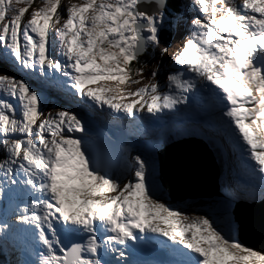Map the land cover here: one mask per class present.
<instances>
[{
    "label": "snow or ice",
    "instance_id": "6c2138e0",
    "mask_svg": "<svg viewBox=\"0 0 264 264\" xmlns=\"http://www.w3.org/2000/svg\"><path fill=\"white\" fill-rule=\"evenodd\" d=\"M8 64L38 84L0 74V242L19 264H264L233 207L264 198V0H0ZM44 89L83 108L46 111ZM193 105L247 177L226 175L208 208L173 201L154 158L178 133L151 125ZM89 112L146 139H93Z\"/></svg>",
    "mask_w": 264,
    "mask_h": 264
},
{
    "label": "water",
    "instance_id": "95a60500",
    "mask_svg": "<svg viewBox=\"0 0 264 264\" xmlns=\"http://www.w3.org/2000/svg\"><path fill=\"white\" fill-rule=\"evenodd\" d=\"M160 177L167 195L175 200L217 201L216 171L211 157L204 151L159 152ZM186 202V201H185ZM188 206L189 202L186 203ZM241 224V241L255 249L264 250V206H241L235 212ZM246 233L251 236L245 239Z\"/></svg>",
    "mask_w": 264,
    "mask_h": 264
},
{
    "label": "rangeland",
    "instance_id": "374dc122",
    "mask_svg": "<svg viewBox=\"0 0 264 264\" xmlns=\"http://www.w3.org/2000/svg\"><path fill=\"white\" fill-rule=\"evenodd\" d=\"M181 33H182V30H178V29L173 28L171 37L169 39V43H172L173 44L172 53H175V51H178L177 48L180 49L182 47L183 37H182V34ZM170 59H171V56L167 57L166 58V61L167 60H170ZM153 63H155V62H153ZM4 71H8L10 74H14L17 77L23 76L28 81L29 84H31L34 87H37L38 86L36 76H28L23 71H20L18 69L13 68L10 64H8V65H0V74H2ZM144 81L145 82H148L146 74H145ZM43 94L46 96V108H45L46 111L55 112V111L60 110V109H63V108H66L68 110H76V111H81V109H82L80 107L81 104H79L77 102V100L72 96V94H71V98L73 100H75L78 104L76 105V102H74V101H72V99H70L69 91H67V90H64L62 92V95L69 101V104H67L66 100L60 95V91L50 90V89H44ZM67 105H69V106H67ZM86 118L89 119V122L91 124V127L94 126L96 128V126H97L98 129H104L105 130V126L107 124L103 128L101 126V124L103 122H100L98 118H97L98 121H96V120H90V119H93V118L96 119L95 116H93V115H91V114L88 113ZM106 120L108 121V126L107 127H112L111 126L112 121H110L108 119H106ZM178 128H180L178 125H174V126L173 125L172 126L167 125V126H164L163 128H161V131L165 135H167L169 133H180V132L186 131V130H182V129H178ZM108 130H110V129H108ZM113 131L117 132L120 136L126 133L124 136L128 137L131 141H135L136 143L139 140L146 139V138H144L142 136L134 135L133 133L131 134V133H129V131L126 132V127L123 128L122 125H119V127H113ZM161 131H159V132H161ZM77 135H79V134H77ZM176 153H179V152H176ZM231 159H233V158L231 157ZM184 202L187 203V202H189V200L188 201L187 200H184ZM236 203L233 205L234 209L237 207V204ZM258 203H260V206H261V203H264V198H262L260 200V202H258ZM201 205L202 206H197V204H190L189 207L190 208H192V207L204 208L205 207V205H203V204H201ZM190 214H192V215H203V212L200 211L199 214H197L196 212H194V214H193V212H190ZM244 238L245 239H248L247 236H244ZM5 246L7 247L8 244H5ZM253 249L256 250L255 248H253ZM14 258L16 259V257H14ZM19 258H20V260H19V262H20L21 260L27 259L28 257L27 256H24L23 257V255H21V253H20L19 254ZM17 263H18V260L17 259L13 263L12 259H10V255H9V259L6 258V261L3 259V262H1V264H17Z\"/></svg>",
    "mask_w": 264,
    "mask_h": 264
},
{
    "label": "bare ground",
    "instance_id": "6f19581e",
    "mask_svg": "<svg viewBox=\"0 0 264 264\" xmlns=\"http://www.w3.org/2000/svg\"><path fill=\"white\" fill-rule=\"evenodd\" d=\"M177 50H179V48H177ZM143 83H147V82L143 81ZM77 104L78 103H76V105ZM194 111H196V110H194ZM89 114H91L93 116L98 114V115H101L104 119H108V120L112 121V124H111L112 127H107L108 126V124H107L105 126V129H110L109 131L114 132V133H117V132L113 131V127H119V125H122V127L124 128V127L127 126L125 123H121V122L115 120L114 118H112L110 116H107V115H104V114H99V113H95V112H89ZM189 117H191L193 119L192 120H188L187 122L185 120H182L181 123H184L185 125H188V124L191 125V124H193L194 119H199L200 120V116H199L198 112H195V113H182L180 111V112H176V113L171 114V115H165L160 122L167 123L168 119H169V121H172L174 119L177 120L179 118L188 119ZM170 118H173V119H170ZM160 122H158V124H153L154 127L162 126V124ZM200 126H201L202 131L204 133H206L207 136L211 137L212 139H216V140H218L220 142V144L222 145V147H223V149H224V151H225V153H226V155H227V157H228L233 169L235 171L239 172V175H240L239 176V180L243 181V180L247 179V177L244 176V174H243L242 161H241V158H240V156L238 154V150H237V147L235 146V144L225 135H222L220 133L213 134L211 132L206 131L205 128L202 126L201 121H200ZM170 153H176V152L172 151ZM231 157L233 159H231ZM257 182H258V177H257ZM197 206H200V205L197 204ZM196 213L199 214V212H196ZM193 214H194V212H193ZM190 215L191 216H196V215H192V214H190ZM7 244H8V248H7V252L5 254V259L6 258L9 259V255H10V259H12L13 263L17 259L18 260L17 264H19V260H20V258H19L20 251H19V249L17 247L13 246L11 241H9ZM14 257H16V259Z\"/></svg>",
    "mask_w": 264,
    "mask_h": 264
},
{
    "label": "trees",
    "instance_id": "16d2710c",
    "mask_svg": "<svg viewBox=\"0 0 264 264\" xmlns=\"http://www.w3.org/2000/svg\"><path fill=\"white\" fill-rule=\"evenodd\" d=\"M169 33V32H168ZM168 35V34H167Z\"/></svg>",
    "mask_w": 264,
    "mask_h": 264
}]
</instances>
